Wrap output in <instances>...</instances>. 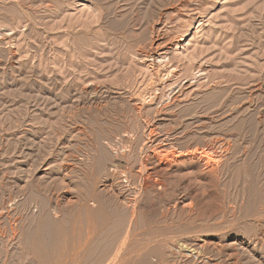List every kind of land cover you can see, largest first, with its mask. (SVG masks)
<instances>
[{
    "label": "rangeland",
    "instance_id": "obj_1",
    "mask_svg": "<svg viewBox=\"0 0 264 264\" xmlns=\"http://www.w3.org/2000/svg\"><path fill=\"white\" fill-rule=\"evenodd\" d=\"M204 263L264 264V0H0V264Z\"/></svg>",
    "mask_w": 264,
    "mask_h": 264
},
{
    "label": "bare ground",
    "instance_id": "obj_2",
    "mask_svg": "<svg viewBox=\"0 0 264 264\" xmlns=\"http://www.w3.org/2000/svg\"><path fill=\"white\" fill-rule=\"evenodd\" d=\"M162 44V43H161ZM160 44L158 43V45H157V47L159 46ZM156 47V48H157ZM159 51L161 52L159 55H161V54H165L166 52H165V45L163 44V46L162 45H160L159 47ZM161 58V57H160ZM163 119V118H162ZM164 120V119H163ZM87 202V201H86ZM84 207H86L87 208V206H84ZM84 207H82L81 206V208H83L84 209ZM103 206H101L100 207V213H105V211H104V207L102 208ZM81 208H80V210H81ZM85 208V209H86ZM79 209V208H78ZM46 210V209H45ZM76 210V209H75ZM90 210V209H89ZM88 210V211H89ZM71 211V210H70ZM77 211V210H76ZM79 211V210H78ZM79 212H81V211H79ZM71 213V212H70ZM81 214V213H80ZM66 215V217H65V219L63 220V224L61 225V227L59 228V229H57L54 233H52V234H50V236H51V239L53 240V241H55V243H54V248H52V249H56V251H60V249H62V248H64L65 246H67L68 245V243L70 242V244L69 245H71V243H72V240H74L73 238H74V230L76 229V226H77V223H78V221H77V217H74V218H72V219H70V218H68V217H70V216H68V214H65ZM73 215V214H72ZM87 215V214H86ZM90 216H91V213H90ZM66 221H68V222H65ZM68 225L67 227L65 226V225ZM70 224V225H69ZM79 224V223H78ZM81 225V224H80ZM79 225V226H80ZM101 225V224H100ZM70 226V227H69ZM54 227V226H53ZM56 227V226H55ZM78 227V226H77ZM81 227V226H80ZM57 228V227H56ZM201 247H203V246H201ZM200 247V248H201ZM46 248V247H45ZM58 248V249H57ZM188 249V248H187ZM202 249V248H201ZM201 249H198V248H196V246H192L189 250H188V252H189V256L186 254V256H188L189 258H194L195 259V257H193V256H197L196 258H198V256H199V254L201 255ZM204 250V249H203ZM186 251V250H185ZM42 252V251H41ZM204 252V251H203ZM204 254V253H203ZM182 255H183V253H182ZM186 256H184V257H186ZM201 256H204V255H201ZM207 256V255H206ZM206 256H204V258L206 257ZM46 257V256H45ZM208 257V256H207ZM199 259V258H198ZM207 259V258H206ZM201 260V259H200ZM202 261H203V259H202ZM195 262V261H194ZM200 262V261H199ZM206 262V261H205ZM196 263V262H195ZM205 264V263H204Z\"/></svg>",
    "mask_w": 264,
    "mask_h": 264
}]
</instances>
